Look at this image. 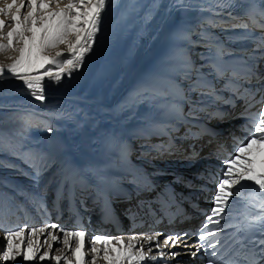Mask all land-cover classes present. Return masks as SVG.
<instances>
[{"label": "bare ground", "instance_id": "bare-ground-1", "mask_svg": "<svg viewBox=\"0 0 264 264\" xmlns=\"http://www.w3.org/2000/svg\"><path fill=\"white\" fill-rule=\"evenodd\" d=\"M8 2L10 3L11 0ZM225 2L226 0H147L144 2L147 9L143 15L137 20H132L135 33L131 42L123 54H113V42L125 14L130 12L134 17L136 9L135 0H109L102 14L100 32L96 36L92 50L85 56L82 67L73 71L70 78L65 75L58 84L45 78L44 102L36 101L22 81L5 71L4 76L0 77V110L13 113L8 121L14 120L19 125L32 118L45 123L47 129L51 131L46 132L48 138L41 144L32 145V143H21L16 139L18 134L25 130L20 126V128L16 126L13 132L0 129V149L5 150L9 156L8 163L15 168L0 172V232L2 233L0 251L6 250V233L15 231L12 229L19 226L20 222L24 224L26 221V218L20 219L19 215L14 219L9 218L14 208H20V205L12 200L18 194H24L26 199L30 196L29 192L34 193L28 198L29 203L33 201V206L29 208L37 211V207L46 203L50 218L40 219L34 214L29 226H23L25 231L22 240L15 241L21 246L22 251H26L29 240L33 248L39 247L36 259L25 261L20 255L15 261L5 262L0 257V264H56L53 257L57 255L67 256L71 264H77V258L72 256L70 248L62 243L63 232L60 229L75 231L70 228L66 204L65 202L59 206L49 204L50 197L64 175V165L70 161L78 162L80 170L75 176L81 175L94 180L96 174L90 161L89 151L96 150L102 141L122 143L126 137L132 138L136 146L144 145L142 150H135L140 161L153 163V160L163 157L162 154L151 152L150 144L145 141L149 126L138 120L136 113L142 107L151 109L155 102L174 97L181 89L187 92L191 82L184 80L175 82L171 71L155 68L153 63L158 60L173 64L183 57L207 63L211 52L219 51L212 43L223 42L230 46L235 42H247L248 39L244 36L245 30L238 27L239 22L234 21L222 9L213 6L215 3ZM24 3L25 7L21 9L22 15L28 11V0H24ZM64 3L66 4L67 0H64ZM52 8H55L54 4ZM0 18L5 19L6 34L11 31L7 25L12 22L8 17ZM208 32H211V35L208 36ZM216 35L219 37L216 38ZM74 38V36L69 37L70 40ZM197 40H200V43L196 46V51L192 55H184V52L192 50ZM55 51L51 50L50 54L55 56ZM59 51L63 53V56L59 57L61 60L70 55L66 44L61 45ZM18 55V51L0 53V64L6 67L12 63V58ZM148 55L153 56L152 60H147ZM188 95L191 97L193 93ZM166 157L180 156L169 154ZM18 174L24 177H16L15 175ZM64 179L65 177L62 178ZM80 188V182H77L78 196L83 199L84 195ZM209 200L208 197L206 201ZM200 207L206 210V204ZM192 212L189 215H192V220L195 222L198 214ZM188 221L182 224L180 219L168 227H155L148 232L155 233L163 229L168 231V228L175 230L176 227L184 230L190 227L186 224ZM50 224L57 225V229L48 228ZM119 224L123 235L120 234L117 239L124 238L129 241L130 237H124L127 234L125 226L129 224L126 220H119ZM33 228H45V231L31 236L30 230ZM181 228L179 229L182 230ZM49 232L58 239L56 241L48 239L45 243ZM111 233L110 235L114 236V232ZM91 234L88 230L84 237L85 264H91L94 256L96 264H108L103 259V250L93 255L91 250H87L91 244ZM188 246H180L187 258L190 257L187 252ZM111 247L122 246L115 243ZM45 252L48 253V257L40 260L39 256ZM111 255L114 256L116 253L113 252ZM163 257L167 261L172 259L169 253L164 254ZM161 262L163 261L159 260L156 254L150 253L142 264H161ZM60 264H64V261L61 260ZM132 264L137 262L133 261Z\"/></svg>", "mask_w": 264, "mask_h": 264}, {"label": "snow or ice", "instance_id": "snow-or-ice-1", "mask_svg": "<svg viewBox=\"0 0 264 264\" xmlns=\"http://www.w3.org/2000/svg\"><path fill=\"white\" fill-rule=\"evenodd\" d=\"M108 3L109 0H67L66 4L64 0H28V11L22 15L21 9L25 7L24 0H11L10 3L8 0H0V5H3L0 6V17H8L12 22L7 25L11 28V31L5 34L6 22L5 19L0 18V53L7 51H18L19 53L18 57L12 58V63L6 67L0 64V77H3L5 71H7L12 77L23 82L29 94L36 101L44 102L46 99L45 78H49L58 84L65 75L70 78L73 71H77L82 67L85 56L92 50L96 36L100 32L102 14L105 12ZM53 4L54 9L52 8ZM260 15L261 19L264 20V12H261ZM249 20L261 33L259 36L252 33L245 37L246 39H252L254 42L249 57L252 63L249 64L245 60L244 75L241 76L240 73L233 71L231 78L226 81L225 87L233 93V98L245 101V112L254 106L253 101L260 104L261 108L258 113L252 114L250 118L251 128L248 129L246 126L245 130L249 131L250 134L242 143L236 146L234 155L225 162L222 177L215 181L214 206L210 214H206L204 223L194 232H176L168 236L163 242L165 246L171 243L175 247L187 237L198 236L200 243L195 245L196 251L199 252L201 249L205 251L206 255L210 257L208 264H264V199L258 205L261 209L259 214L251 217L244 228L237 226L236 239L230 247H226L228 241L224 237L229 234L222 226V221H224L225 226L228 225L225 213L227 209L229 216L231 215L232 209L229 201L232 200V203L235 204V200L232 198L236 196L233 189L237 185L247 181L253 182L257 186V191L264 197V95L261 96L260 100H256L258 93H264V74L259 71L260 63L264 61V23L256 20L251 14H249ZM241 27L248 30L247 23L241 25ZM73 36L75 39L70 40L69 37ZM65 44L70 55L68 58L61 60L59 57L63 56V53L59 51V48ZM17 45L19 47H16ZM51 50H56L55 56L50 54ZM219 55L223 56L224 53L220 52ZM191 71L192 69H189V75ZM216 75L223 78L224 72L216 69ZM235 79H243L248 84H251L254 79L259 86L246 88L241 93L240 86L233 84ZM211 87L207 81L197 74V78L189 85L187 92H199L201 97L212 96L214 99H219L215 96L214 89L208 92L203 91V89H211ZM180 92V99L185 102L191 101L190 95L183 94V89ZM191 103L195 107L197 104H202L203 100L191 101ZM173 107L176 109L177 114L182 117L183 112L180 106L174 105ZM254 154H261L259 160L261 170L259 171L256 167L258 161L253 158ZM47 227L55 230L58 226L50 224ZM24 231V228H20L6 233V250L0 254L3 261H15L17 256L20 255L23 256L25 261L37 258L36 254L39 252V247L33 248L30 240L27 243L26 251H22L21 246L15 243L16 240H22ZM44 231L45 228H33L30 230V235L35 236L37 232ZM60 231L63 232V245L70 248L72 256L77 258V264H85L83 253L86 232L64 229H60ZM240 231L255 232L257 235L252 236L249 240L245 236H240ZM221 233H224V237L221 236ZM48 239L56 241L58 237L49 232L45 243ZM155 239L156 236L145 237L148 242ZM136 240L135 236L131 237L127 245H124L123 239L117 240L115 243L122 247L113 248L111 245L114 241L111 238L98 235L92 238L90 250L93 254H99L100 249L96 245L102 244L104 246L103 259L108 264H124V262L132 264L133 261L142 264L147 258V253H145L143 245L140 246L138 253L133 252V249L136 248ZM250 244L253 246L251 252L244 251L248 249ZM236 245H239V248H236ZM156 246L159 248L160 244L157 243ZM49 247L51 248V245ZM233 249L236 250L233 252ZM256 249H258V252ZM113 252L116 255H111ZM163 255L164 253L161 252L160 256ZM170 255L175 257L179 253L173 252ZM46 257H48L47 252L40 255L39 259L44 260ZM225 257H228V259H225ZM53 259H55L56 264H60L61 260L64 261V264H71V260L67 256L57 255ZM152 259H155V257H152ZM91 264H96L95 256L91 260Z\"/></svg>", "mask_w": 264, "mask_h": 264}, {"label": "rangeland", "instance_id": "rangeland-1", "mask_svg": "<svg viewBox=\"0 0 264 264\" xmlns=\"http://www.w3.org/2000/svg\"><path fill=\"white\" fill-rule=\"evenodd\" d=\"M74 39H72V40H74ZM193 48H196V47H193ZM193 48H192V50H193ZM195 51H193V53ZM151 57L152 56L148 55L147 59L149 60V59H151ZM12 114L13 113L11 111H1L0 110V129H2V130L7 129L6 132L7 131L13 132V130L15 129L16 126L17 127L20 126L22 129H25L24 131L20 132L16 138L21 143H27V144L32 143V145H39V144H41V142H43V140H46L48 138L46 132H48L49 129H47V126L45 125V123H43L42 121H37L35 119L29 118V120L27 119L22 124L18 125V123L14 120L8 121V118ZM3 128H5V129H3ZM27 139H28V141H26ZM8 159H9V156L5 152V150L0 149V172L15 169V168H12V165H10L8 163V161H9ZM15 176L18 178L24 177L23 175H20V174L15 175ZM214 192H215V190L212 191V193H214ZM210 208L211 207L208 206L207 209H210ZM20 228L21 227L19 225V226H17V228L15 227L12 230H17ZM0 234H2V233L0 232ZM87 250H89V249L87 248ZM4 251H5L4 249L1 250L0 254H2ZM0 257H2V255H0Z\"/></svg>", "mask_w": 264, "mask_h": 264}]
</instances>
